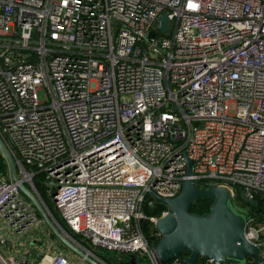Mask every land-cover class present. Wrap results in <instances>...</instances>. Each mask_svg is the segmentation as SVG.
Masks as SVG:
<instances>
[{"label": "built area", "instance_id": "obj_1", "mask_svg": "<svg viewBox=\"0 0 264 264\" xmlns=\"http://www.w3.org/2000/svg\"><path fill=\"white\" fill-rule=\"evenodd\" d=\"M163 13L167 33L155 29ZM0 135L21 181L52 214L34 181L43 175L89 247L55 222L94 257L158 264L156 223L168 210L147 215L160 204L152 193L174 198L192 179L256 200L246 238L264 262V0H0ZM47 230L0 174V234L26 241L0 264H28ZM50 246L37 264H83Z\"/></svg>", "mask_w": 264, "mask_h": 264}, {"label": "water", "instance_id": "obj_2", "mask_svg": "<svg viewBox=\"0 0 264 264\" xmlns=\"http://www.w3.org/2000/svg\"><path fill=\"white\" fill-rule=\"evenodd\" d=\"M159 22L161 27L156 26L155 29L162 33L170 31V20L166 13L161 15ZM155 35V30H152L149 36L153 38ZM0 152L7 162L11 178L18 182L22 194L34 206L54 238L83 264H105L73 242L57 225L40 198L21 181L16 161L1 135ZM186 163L189 166L188 175L191 176L193 162L186 158ZM49 187L55 188L56 184L52 182ZM152 194L158 203L168 208L167 214L156 223L160 238L154 254L158 264H169L176 259H182L184 264H206L207 261L215 264H247L249 260L264 264L259 247L246 238L251 214L236 202V196L229 188H201L189 179L184 181L180 194L174 198ZM237 198L251 206L257 205L256 200L249 198L245 191ZM201 199L214 200L210 212L202 216L191 213L192 206ZM186 254L188 256L182 258ZM127 258V264H136L140 259L138 255ZM21 259V263L25 264V256H21Z\"/></svg>", "mask_w": 264, "mask_h": 264}, {"label": "trees", "instance_id": "obj_3", "mask_svg": "<svg viewBox=\"0 0 264 264\" xmlns=\"http://www.w3.org/2000/svg\"><path fill=\"white\" fill-rule=\"evenodd\" d=\"M8 171L9 170H8L7 162L3 158V156L1 155V152H0V174L3 176H5V175L7 176ZM34 181H35V185H36L38 191L40 192V194L44 198V200L47 203L48 207L50 208L52 214L57 219L60 226L65 230V232L72 235V237L76 241H78L81 244L89 247L87 244H85V242L83 241V239L80 235L72 234L69 227L65 224V222H63V220L60 219L58 212L55 210V207H54L51 199L49 198V195L47 197L48 187H47V185H45L43 183V175L37 174ZM38 181H40V183ZM206 187H211V186L206 185L204 188H206ZM240 193L241 192L239 191L238 196L240 195ZM213 202H214V200H212V199H201L196 205L192 206L191 213L199 215V216L208 214L210 212V209H211ZM260 205L262 206V204H260ZM165 210H168L167 206H165L163 204H157L154 208H152V207L147 208L146 213L149 216L160 215ZM143 227H144L145 235L147 237H150L154 226L150 225L149 223H146V224H144ZM94 252L98 256V258H100L106 264H127V262H128V258H127L128 256L127 255H120V254H116L113 252H106V251H100V250H94ZM186 256H188V254L182 255V258H185ZM250 261L251 260H249L248 262H250ZM146 262H144L141 259H138L136 264H148Z\"/></svg>", "mask_w": 264, "mask_h": 264}, {"label": "crops", "instance_id": "obj_4", "mask_svg": "<svg viewBox=\"0 0 264 264\" xmlns=\"http://www.w3.org/2000/svg\"><path fill=\"white\" fill-rule=\"evenodd\" d=\"M47 231H48L47 233L48 234L50 233V235H51L50 239L48 238V235H46V236L43 237V240L41 241L42 244H38V243H35V242L31 243V244L34 245V250L35 251H33L32 255L30 256L28 264H37V258H38L36 256V252L37 251L46 252V254H49L48 257H50V255L53 254L52 252H53L54 248L51 249L50 245L53 244V246H55V242H53V241L56 240V239L52 236V234L49 231V229ZM0 235H4L5 239L7 240L6 241L7 244H5L4 246H2V244L0 243V254H2L6 258L20 256V254L23 252L24 247H25L24 243L20 242L18 244H15L14 242L18 241L20 239H15V241H14L13 237H11V234H9V233H6V234L1 233ZM24 242H26V241H24ZM9 243L12 244V246H13L12 249L9 248L10 247ZM59 247L65 250V248L61 244H60ZM70 255H72L71 258L73 259V261L81 263V261L76 256H74L73 254H70ZM49 261L48 262L45 261V264H49ZM25 264H27V262Z\"/></svg>", "mask_w": 264, "mask_h": 264}, {"label": "rangeland", "instance_id": "obj_5", "mask_svg": "<svg viewBox=\"0 0 264 264\" xmlns=\"http://www.w3.org/2000/svg\"><path fill=\"white\" fill-rule=\"evenodd\" d=\"M39 183H40V181H38ZM47 197H48V192H47ZM242 200L240 199V198H237V202L238 203H243V201L241 202ZM245 203V209H246V211H249V210H251V211H253V212H255L256 211V207L255 206H251V205H249V204H247L246 202H244ZM37 233H36V232ZM33 233L35 234V236H36V238H40V235H39V230L37 231V230H33ZM51 237V235H48V238H50ZM14 241H15V239H13ZM20 242H24V240L23 239H20V240H18V241H15L14 243L15 244H18V243H20ZM53 242H55V246H57V247H59L60 246V243L58 242V241H56V240H54ZM35 243H38V244H42V242H40V241H37V242H35ZM7 244V243H6ZM10 244V249H12V244L11 243H9ZM66 250V249H65ZM66 252L68 253V254H72V253H70L68 250H66ZM71 257H72V255H70ZM44 256H42L40 259H42ZM40 263V262H39Z\"/></svg>", "mask_w": 264, "mask_h": 264}, {"label": "flooded vegetation", "instance_id": "obj_6", "mask_svg": "<svg viewBox=\"0 0 264 264\" xmlns=\"http://www.w3.org/2000/svg\"><path fill=\"white\" fill-rule=\"evenodd\" d=\"M237 197H239L238 195L236 196L235 200L237 202ZM242 202V201H241ZM238 203V202H237ZM240 206H242L244 209H245V203L243 201V203H238ZM248 204V203H247ZM142 260V259H141ZM144 262H146L144 259H143Z\"/></svg>", "mask_w": 264, "mask_h": 264}, {"label": "bare ground", "instance_id": "obj_7", "mask_svg": "<svg viewBox=\"0 0 264 264\" xmlns=\"http://www.w3.org/2000/svg\"><path fill=\"white\" fill-rule=\"evenodd\" d=\"M48 261H49V259L46 260V262H48Z\"/></svg>", "mask_w": 264, "mask_h": 264}]
</instances>
